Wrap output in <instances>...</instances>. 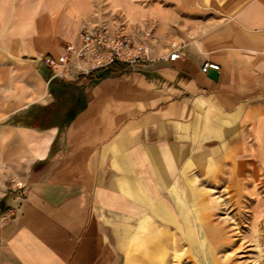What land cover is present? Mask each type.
Here are the masks:
<instances>
[{
  "label": "crops",
  "instance_id": "crops-1",
  "mask_svg": "<svg viewBox=\"0 0 264 264\" xmlns=\"http://www.w3.org/2000/svg\"><path fill=\"white\" fill-rule=\"evenodd\" d=\"M61 2L0 0V264H162L175 236L221 251L243 201L216 190L264 173V0ZM79 20L151 60L52 78Z\"/></svg>",
  "mask_w": 264,
  "mask_h": 264
},
{
  "label": "rangeland",
  "instance_id": "rangeland-1",
  "mask_svg": "<svg viewBox=\"0 0 264 264\" xmlns=\"http://www.w3.org/2000/svg\"><path fill=\"white\" fill-rule=\"evenodd\" d=\"M46 5H53L55 0H40ZM36 3V0H30ZM61 4L73 5V0H62ZM78 21L77 33L89 26H80ZM105 27L99 25L94 28ZM107 28V27H106ZM68 28H62V31ZM93 29V28H92ZM108 29V28H107ZM57 29H54L56 33ZM122 34V33H121ZM77 35V34H76ZM76 37V36H75ZM50 47L47 43L31 44L33 49ZM245 178V184L250 178ZM251 185H243L242 188H230L222 186L217 189L225 197L239 196L243 202L226 203L222 205L221 219L226 235L222 236V249L216 252H201V250L177 251L180 247L175 236V250L168 251L159 256V263L162 264H264V173L254 172ZM198 242V241H197ZM163 259V260H162Z\"/></svg>",
  "mask_w": 264,
  "mask_h": 264
},
{
  "label": "built area",
  "instance_id": "built-area-1",
  "mask_svg": "<svg viewBox=\"0 0 264 264\" xmlns=\"http://www.w3.org/2000/svg\"><path fill=\"white\" fill-rule=\"evenodd\" d=\"M150 53L146 41H134L119 32L98 27L79 31L75 39L65 45L59 57H46L43 61L50 68L52 78L77 82L80 77L113 65L135 66L147 63L151 60ZM179 57L180 53L175 49L168 59L175 61ZM209 68L219 70L220 67L211 63L203 65V71Z\"/></svg>",
  "mask_w": 264,
  "mask_h": 264
},
{
  "label": "trees",
  "instance_id": "trees-1",
  "mask_svg": "<svg viewBox=\"0 0 264 264\" xmlns=\"http://www.w3.org/2000/svg\"><path fill=\"white\" fill-rule=\"evenodd\" d=\"M110 69L111 70H118V69H120V67L118 65H113L112 67H110ZM103 71L104 70L95 71L94 73L90 74L89 76L80 77L78 82L85 80V79H89V78L98 79V78H100V75Z\"/></svg>",
  "mask_w": 264,
  "mask_h": 264
}]
</instances>
